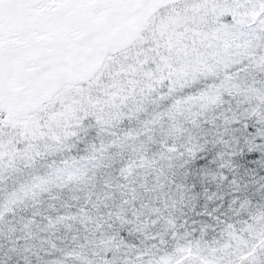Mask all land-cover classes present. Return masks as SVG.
<instances>
[{
    "label": "snow or ice",
    "instance_id": "snow-or-ice-1",
    "mask_svg": "<svg viewBox=\"0 0 264 264\" xmlns=\"http://www.w3.org/2000/svg\"><path fill=\"white\" fill-rule=\"evenodd\" d=\"M0 264H264V0H0Z\"/></svg>",
    "mask_w": 264,
    "mask_h": 264
}]
</instances>
